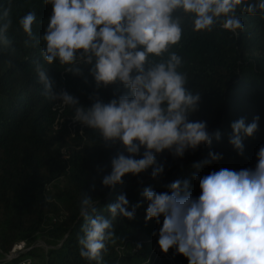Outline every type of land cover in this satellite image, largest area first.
Segmentation results:
<instances>
[{
  "label": "clouds",
  "instance_id": "9594fccd",
  "mask_svg": "<svg viewBox=\"0 0 264 264\" xmlns=\"http://www.w3.org/2000/svg\"><path fill=\"white\" fill-rule=\"evenodd\" d=\"M51 15L43 34L36 38L32 26L36 12L29 11L18 24L26 35V47L43 41V63L58 62L64 71L80 76L85 67L97 88L122 85L126 92L107 103L96 99L90 106L66 90L53 91L46 70L35 62L44 94L73 109L72 119L95 130L105 142L123 146L102 186L123 184L127 174L138 175L151 168L156 179L164 172L156 155L165 150L182 158L201 144L210 146L213 134L205 121H191L200 92L188 90L187 74L180 69L183 58L174 46L184 32L183 20L193 32H211L219 27L236 34L244 30L240 14L264 19V0H43ZM239 13V14H238ZM9 12L0 8V48L9 47ZM259 117L231 123L229 143L243 152L242 136H252ZM215 139L219 141L217 131ZM141 148L143 152L141 154ZM140 155V158H135ZM209 152L201 167L221 159ZM254 168L239 171L221 168L198 179L200 194L193 197L187 180L167 185L168 191L144 187L145 221L160 225L157 245L163 253L173 248L188 264H264V146L256 153ZM93 198L83 195L79 215L83 220L77 238L79 256L102 264L106 243L114 236L112 220L134 218L139 204L130 206L126 194L106 206L109 217L99 214ZM162 223H161V219ZM157 233H154L156 235Z\"/></svg>",
  "mask_w": 264,
  "mask_h": 264
},
{
  "label": "trees",
  "instance_id": "16d2710c",
  "mask_svg": "<svg viewBox=\"0 0 264 264\" xmlns=\"http://www.w3.org/2000/svg\"><path fill=\"white\" fill-rule=\"evenodd\" d=\"M0 8L8 10L11 20L7 33L11 45L0 48V264H90L79 256L80 200L84 194L97 200L98 213L109 217L106 206L121 193L130 206H140L133 219L112 220L114 236L106 243L102 264H188L173 248L167 253L159 249L160 225L155 219L145 221L147 201L140 193L144 187L165 192L171 182L187 180L195 198L200 189L194 177L221 168L255 167L256 153L264 146V19L259 14H240L245 27L236 34L218 26L211 32H193L191 21L183 20L182 39L173 51L183 58L180 70L187 74L186 88L200 92L197 110L188 119L205 121L212 143L186 151L182 158L165 150L156 155L157 163L164 166L162 175L152 179L149 168L127 174L123 184L110 189L101 181L111 171V159L118 153L127 155L123 146L119 141L105 142L97 131L72 119L71 107L50 100L35 62L46 70L54 92L66 90L84 106L96 99L107 103L126 89L119 84L97 88L87 67L74 76L58 62L43 63V41L34 47L24 45L27 37L18 20L35 11L32 30L39 39L51 15V6L43 0H0ZM257 116V130L250 137L242 136L243 152L238 153L228 142L231 123L244 118L247 124ZM210 151L222 158L194 167L208 159ZM40 235L47 236L48 249L33 246ZM21 243L27 250L11 258L13 248Z\"/></svg>",
  "mask_w": 264,
  "mask_h": 264
},
{
  "label": "rangeland",
  "instance_id": "374dc122",
  "mask_svg": "<svg viewBox=\"0 0 264 264\" xmlns=\"http://www.w3.org/2000/svg\"><path fill=\"white\" fill-rule=\"evenodd\" d=\"M47 236L46 235H40L38 238H36L33 246L34 247H40V248H45V249H48V245H47ZM27 248H26V245L22 246L21 244H18L17 246H15L11 252V258L13 257H16L18 255V253L20 252H24L26 251ZM10 256H8L5 260H9Z\"/></svg>",
  "mask_w": 264,
  "mask_h": 264
},
{
  "label": "built area",
  "instance_id": "2783aa9c",
  "mask_svg": "<svg viewBox=\"0 0 264 264\" xmlns=\"http://www.w3.org/2000/svg\"><path fill=\"white\" fill-rule=\"evenodd\" d=\"M22 246H24L25 244L24 243H21Z\"/></svg>",
  "mask_w": 264,
  "mask_h": 264
}]
</instances>
